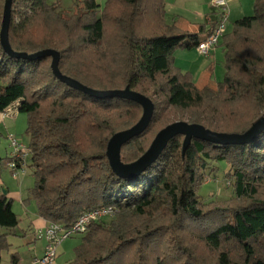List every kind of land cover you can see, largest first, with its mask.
I'll return each mask as SVG.
<instances>
[{"label":"trees","instance_id":"1","mask_svg":"<svg viewBox=\"0 0 264 264\" xmlns=\"http://www.w3.org/2000/svg\"><path fill=\"white\" fill-rule=\"evenodd\" d=\"M5 2L0 0L2 10ZM165 3L107 0L101 7L96 0H75L74 12L65 15L60 0L13 2L15 51L55 49L61 71L84 85L130 87L153 100L149 126L122 146L125 163L141 157L157 133L176 121L167 118L169 108L180 120L228 133L247 131L264 114V0H256L254 13L235 20L223 38V79L202 87L174 65V53L197 47L218 17L209 16L199 31H183L167 23ZM108 27L115 34L106 49ZM52 60L13 57L0 41V112L19 103L27 115L35 184L25 201L34 199L42 217L69 227L97 208L116 210L109 223L89 225L67 264H264V131L248 144L193 139L185 154L179 134L140 175L120 177L110 164L108 142L140 120L142 105L73 88L54 74ZM9 160L0 155V164ZM212 160L231 164L235 199L200 198L202 171ZM13 202L0 192V253L11 246V232L1 228L14 230L20 223ZM17 258L12 255L14 263Z\"/></svg>","mask_w":264,"mask_h":264},{"label":"rangeland","instance_id":"2","mask_svg":"<svg viewBox=\"0 0 264 264\" xmlns=\"http://www.w3.org/2000/svg\"><path fill=\"white\" fill-rule=\"evenodd\" d=\"M58 0H48L49 3L56 2ZM61 1V10L65 12V15H70L74 12V2L75 0H60ZM5 7V6H4ZM2 13H0V29H2V23L4 18V8L3 10L0 7ZM101 11V10H100ZM233 13L230 11L229 7V17L226 20L227 25V32L225 34L228 35L233 25ZM113 27L109 29L108 27V37L107 42L111 43L110 45L104 46V48L109 49L114 44V31H112ZM1 33V32H0ZM224 36V37H225ZM160 98H163L160 96ZM16 104V103H15ZM13 104L11 107L12 112H8L7 119L2 121L0 124V131L2 133V138L0 141V155L3 158L7 156V148L10 142L8 134L15 135L18 138L22 139L25 143L30 142L29 135L26 133L27 129V115L25 113H20L18 110L15 109L16 105ZM7 112V111H6ZM14 114H18V117L13 116ZM264 115V114H263ZM181 114L174 108H169L167 111V118L174 119L179 121ZM175 122V121H174ZM173 123V122H172ZM171 124V123H169ZM168 124V125H169ZM167 126V125H166ZM165 126V127H166ZM158 134V133H157ZM156 137V136H155ZM155 139V138H154ZM11 146V142H10ZM9 162V161H8ZM7 164L2 163L0 164V192H5V190L10 189L12 192L18 193L23 192L24 197L28 198L27 190L33 187L35 184V177L33 175V170L31 168L28 169L26 173H20L19 175L15 176L13 172L10 170ZM231 164L227 162H218L212 160L207 168H204L202 171L203 180L202 186L200 187L198 193L200 198L204 202H228L229 200L235 199V192L233 188V180L230 178L229 173L231 172ZM26 198L19 202L16 200L13 202L14 210L19 214L21 221L20 224L16 227L18 229L17 235L10 236L9 241L13 242L14 250H18L19 253L23 256L24 259L32 258V253H40L41 252V245L43 244L41 238L36 240L37 250L34 248L33 243L34 239V226L30 228V220L33 217V213H38L37 203L34 199L26 200ZM115 215L106 217L103 221L109 223L110 221L114 220ZM33 225V224H32ZM26 230V232H23ZM26 233V234H24ZM187 242H191V237L188 236ZM193 239V238H192ZM83 234H75L65 241H63L58 247V256L56 261L58 264H66L69 261L75 258V249L76 247L82 242ZM194 242L197 239H193ZM199 245V242H195ZM26 248L27 250L23 249ZM23 249V250H22ZM25 250V251H24ZM4 256H6V261H11L12 254L7 252L6 249L2 250Z\"/></svg>","mask_w":264,"mask_h":264},{"label":"water","instance_id":"3","mask_svg":"<svg viewBox=\"0 0 264 264\" xmlns=\"http://www.w3.org/2000/svg\"><path fill=\"white\" fill-rule=\"evenodd\" d=\"M13 2L14 0H6L5 2L4 18L0 33L1 44L9 55L29 59L51 56L53 58L52 69L54 74L62 82L73 88L100 98L119 96L136 101L142 105L144 112L140 120L134 126L115 133L108 142L107 155L110 164L114 172L120 177L130 178L140 175L158 160L169 141L179 134L185 136L183 143V152L185 154L193 139H200L220 145L248 144L264 131V115L258 118L252 126L243 133L215 131L207 128L203 124H193L185 120H179L161 129L148 150L136 161L131 163L123 162L121 159L122 146L133 137L141 134L149 126L155 112V103L153 100L141 92L132 90L130 87L121 90H96L84 85L61 71L59 67L61 54L55 49L48 48L34 54L15 51L10 42Z\"/></svg>","mask_w":264,"mask_h":264},{"label":"crops","instance_id":"4","mask_svg":"<svg viewBox=\"0 0 264 264\" xmlns=\"http://www.w3.org/2000/svg\"><path fill=\"white\" fill-rule=\"evenodd\" d=\"M96 1L101 5V7H103L107 0H96ZM255 1L256 0H229V7L231 13H233V20L240 19L244 16L252 15L254 13ZM216 15L217 17H219L218 16L219 11L217 8H215L212 5V0H166L165 3V19L167 23L175 24L178 28H180L183 31H191V32L199 31L200 26L206 22L209 16L216 17ZM207 27L209 28V26ZM232 28L233 25L230 31L232 30ZM206 34L207 31L205 33H202L200 37L203 39L206 36ZM224 56H225V47L223 45V41H221V43L211 51L210 55H204L200 53L196 47L179 48L174 53V65L179 69H181L183 72H190L193 76V81L198 87H202L204 85H216L219 81L223 79L226 71L224 66V61H225ZM15 109L19 111L18 107H15ZM7 113L8 112H0V124L2 121H5L8 118ZM13 116L18 117V114H14ZM9 135L10 133L8 134V136ZM8 143L9 145L7 148L6 156H9L12 150V147L10 146V142ZM28 169H29V161L26 171L20 173H26ZM29 190H27L28 195H29ZM4 193H6L9 198H12L14 202L16 200L22 202L26 198L24 197L23 192L15 193L12 192L10 189L5 190ZM13 210H14V204H13ZM49 222L50 221L42 217L40 214L38 215L36 213H33V217H31L30 228H33L34 226L33 232H34L35 241L33 243V246L36 250L38 244L36 240H38L39 238L38 232L40 230H45ZM1 230L2 232H11L8 237V241L10 239V236L18 234L17 233L18 229L16 228L14 230H6L5 228H1ZM23 232H26V230H23ZM41 240L43 241L42 242L43 244L41 245V252L38 254L32 253V258H27V259H24L18 250L15 251L13 242L9 241L11 246L6 250L12 255L17 254L18 257L17 262L14 263L12 259L11 261L7 262L6 256H4V254L1 251L0 264H38L35 262V258L42 256L44 254L45 246H46V239L43 237L41 238ZM23 249L27 250L25 247ZM54 264H58L57 261Z\"/></svg>","mask_w":264,"mask_h":264},{"label":"built area","instance_id":"5","mask_svg":"<svg viewBox=\"0 0 264 264\" xmlns=\"http://www.w3.org/2000/svg\"><path fill=\"white\" fill-rule=\"evenodd\" d=\"M212 5L219 11L218 23L211 34L206 35L196 47L204 55H210L211 51L221 43L227 32L225 22L229 17V0H212ZM15 105L18 107L19 103ZM11 107L8 108L7 112L12 111ZM9 139L12 150L9 155L8 167L17 176L20 172L26 171L31 150L29 144L24 143L17 136L11 134L9 135ZM115 211L113 206L97 208L84 213L75 224L69 227L61 222L50 221L45 230L38 232L39 238L44 237L46 239V246L44 254L35 258V262L38 264H54L58 256V247L63 241L75 234L85 233L91 223L112 216L115 214Z\"/></svg>","mask_w":264,"mask_h":264}]
</instances>
